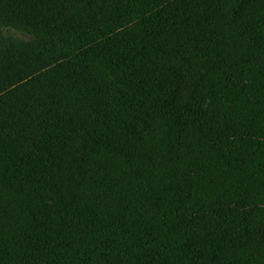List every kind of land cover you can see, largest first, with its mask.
Returning a JSON list of instances; mask_svg holds the SVG:
<instances>
[{
	"label": "trees",
	"instance_id": "trees-1",
	"mask_svg": "<svg viewBox=\"0 0 264 264\" xmlns=\"http://www.w3.org/2000/svg\"><path fill=\"white\" fill-rule=\"evenodd\" d=\"M0 264H264V0H0Z\"/></svg>",
	"mask_w": 264,
	"mask_h": 264
},
{
	"label": "rangeland",
	"instance_id": "rangeland-1",
	"mask_svg": "<svg viewBox=\"0 0 264 264\" xmlns=\"http://www.w3.org/2000/svg\"><path fill=\"white\" fill-rule=\"evenodd\" d=\"M84 148H85V142H81L79 147H78V154L81 155L84 151Z\"/></svg>",
	"mask_w": 264,
	"mask_h": 264
}]
</instances>
